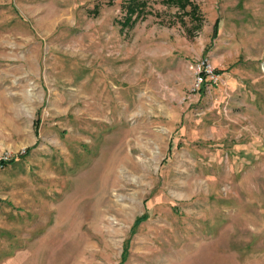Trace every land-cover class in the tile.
I'll return each instance as SVG.
<instances>
[{
    "label": "rangeland",
    "instance_id": "374dc122",
    "mask_svg": "<svg viewBox=\"0 0 264 264\" xmlns=\"http://www.w3.org/2000/svg\"><path fill=\"white\" fill-rule=\"evenodd\" d=\"M190 1L0 0V264H264V0Z\"/></svg>",
    "mask_w": 264,
    "mask_h": 264
},
{
    "label": "trees",
    "instance_id": "16d2710c",
    "mask_svg": "<svg viewBox=\"0 0 264 264\" xmlns=\"http://www.w3.org/2000/svg\"><path fill=\"white\" fill-rule=\"evenodd\" d=\"M166 5H175L181 9H184L186 5L191 6V11L195 9V6L190 0H161ZM123 9L125 11L124 18L122 20L123 26H131L136 22L139 17H143L146 7V0H125ZM183 12L188 13L183 10ZM8 161L11 160H0V167L5 165ZM140 221L136 220V224Z\"/></svg>",
    "mask_w": 264,
    "mask_h": 264
},
{
    "label": "built area",
    "instance_id": "2783aa9c",
    "mask_svg": "<svg viewBox=\"0 0 264 264\" xmlns=\"http://www.w3.org/2000/svg\"><path fill=\"white\" fill-rule=\"evenodd\" d=\"M191 68L194 71V78L191 85L192 91H198L203 89V87L214 85L218 82L219 76L209 61L205 59L198 60Z\"/></svg>",
    "mask_w": 264,
    "mask_h": 264
},
{
    "label": "bare ground",
    "instance_id": "6f19581e",
    "mask_svg": "<svg viewBox=\"0 0 264 264\" xmlns=\"http://www.w3.org/2000/svg\"><path fill=\"white\" fill-rule=\"evenodd\" d=\"M113 159H111L110 161H109V163H108V166H113L114 167V164H116V158H114V157H112ZM111 173H112V171H111ZM113 174V173H112ZM77 191V190H76ZM82 191V190H81ZM74 197V196H73ZM73 199V198H72ZM74 201H75V199H74ZM72 202V201H71ZM70 206V205H69ZM71 207V206H70ZM75 212V211H74ZM96 212V211H95ZM97 213V212H96ZM73 218V217H72ZM59 236H60V234H58ZM77 242V241H76ZM72 244V243H71ZM74 244V243H73ZM63 245H64V243H63ZM63 249V248H62ZM43 251V250H42Z\"/></svg>",
    "mask_w": 264,
    "mask_h": 264
}]
</instances>
